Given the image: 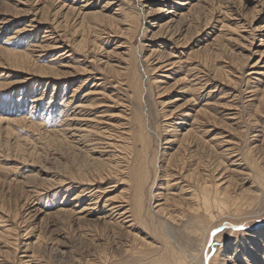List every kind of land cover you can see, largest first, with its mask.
<instances>
[{
    "label": "rangeland",
    "instance_id": "obj_1",
    "mask_svg": "<svg viewBox=\"0 0 264 264\" xmlns=\"http://www.w3.org/2000/svg\"><path fill=\"white\" fill-rule=\"evenodd\" d=\"M262 173L264 0H0V264H264Z\"/></svg>",
    "mask_w": 264,
    "mask_h": 264
},
{
    "label": "bare ground",
    "instance_id": "obj_2",
    "mask_svg": "<svg viewBox=\"0 0 264 264\" xmlns=\"http://www.w3.org/2000/svg\"><path fill=\"white\" fill-rule=\"evenodd\" d=\"M174 4L182 5L184 3H182L181 1L180 2L175 1ZM132 80H133V82L137 81L135 78H133ZM114 147H115V145H114ZM125 150H126V153H129V155L132 157V164L130 165L129 172L127 173L128 181L131 184V185H129V186H131V192H130L129 197H128L129 198V204H130V212H131L130 215L135 217L136 219H138L142 216V213H144L143 212L144 203L146 201L150 202V200H151V194H148L147 191H145V188L146 189L148 188L151 190V187H153L152 182H151L152 179L150 180L151 176H149V172H150V171L148 172L149 168L147 169L148 165L146 166L144 164L145 158H144V154L142 153L143 151L142 150H141L142 152L137 151L133 146H130L127 148L125 147ZM158 168H160V167H158ZM154 169L156 170L155 167H154ZM260 176H262L263 180H258V182L260 184V186H258V187H261L264 189V183H262V182H264V173L260 174ZM196 177H197V179H196L197 182L198 181H200V182H198L197 191H194L193 193H191V196L194 197V200L190 201L191 205L189 206V208L191 210H193V212L191 214L196 215V216H201V217L210 216V218H212L210 209L213 206H216L218 208L219 212L224 213V214H234V213L236 214L237 212H239L241 210V208L244 209L243 204H246V202L244 200H243L244 202H237L236 200H233L234 197L230 196L231 193H229L226 190V189H228L227 187L224 186L221 188L216 183L217 189L215 190V192L213 194H211L210 187H208L209 185L207 184V179H206L207 177H203L200 174H198V176H196ZM181 189H182V187H181ZM146 193H147V195H146ZM237 197H239L238 193H237ZM229 198H230V202H229L230 204L228 205ZM252 199H253V197H252ZM249 202H250V200H249ZM224 207H226L227 209L232 208V210H229V211L224 210ZM200 210L202 212H200ZM156 213H158V211ZM258 229H257V231L261 230V229L260 230H258ZM262 231H264V229H262ZM255 237L253 235L250 238H255ZM161 247H162V245H161ZM159 248L157 249V251L160 252ZM165 249H166L165 252L163 251V253H158L159 255H157V256L154 255V257L152 259H149V260H151V262L148 264H192V262H194L196 264L195 260L197 258H195V257L197 255H195L194 253H187V251H183V253H181V252L175 250L174 246L168 245V243L165 245ZM155 254H156V252H155ZM149 258H151V257H149ZM149 260H148V262H149ZM197 264H201L199 259L197 260Z\"/></svg>",
    "mask_w": 264,
    "mask_h": 264
},
{
    "label": "snow or ice",
    "instance_id": "obj_3",
    "mask_svg": "<svg viewBox=\"0 0 264 264\" xmlns=\"http://www.w3.org/2000/svg\"><path fill=\"white\" fill-rule=\"evenodd\" d=\"M215 233H213V235H214Z\"/></svg>",
    "mask_w": 264,
    "mask_h": 264
}]
</instances>
